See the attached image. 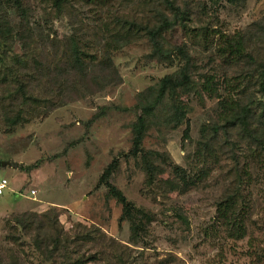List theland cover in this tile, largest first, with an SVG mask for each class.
<instances>
[{
	"label": "rangeland",
	"instance_id": "374dc122",
	"mask_svg": "<svg viewBox=\"0 0 264 264\" xmlns=\"http://www.w3.org/2000/svg\"><path fill=\"white\" fill-rule=\"evenodd\" d=\"M20 1L22 15L9 10L6 1L0 7L2 32L7 31L0 34V160L18 163L17 168L0 166V179L6 178L11 187L0 196V264L17 257L25 264H51L36 256L41 241L36 232L27 233L14 217L52 208L69 240L83 252L104 250L98 253L103 259L99 264H107L110 257L125 264H262L261 158L252 153L243 165L253 174L240 188L254 205L246 219L217 205L235 189L228 174L233 161L216 158L214 163L212 155L207 160L197 153L201 128L217 120L229 84L236 86L231 97L246 91L245 79L235 83L244 76L243 63L221 57L218 39L262 19L264 0H188L195 14L163 36L168 47L188 46L198 68L196 78L212 75L219 97L199 89L185 91L179 98L187 109L185 121L172 126L163 117L150 119L137 158L122 154L132 145L131 125L143 103L140 94L178 70L181 62L176 56L167 61L153 57L147 35L130 32L125 46L113 36H122L116 22L136 17L140 23L153 10V0H62L60 12L54 0ZM71 37L86 54L82 74L56 60ZM15 56H22L23 63H14ZM107 56L115 75L99 63ZM20 83L28 96L36 97V105L21 106L24 99L12 96ZM144 155L154 164L150 177L143 168ZM113 158L119 165L111 183L145 213V228L138 234L129 221L119 220L121 205L98 185ZM175 165L188 177L187 185L173 175L170 167ZM149 178L154 183L149 184ZM32 190L31 196L18 195ZM88 231L103 233L105 240L83 241Z\"/></svg>",
	"mask_w": 264,
	"mask_h": 264
},
{
	"label": "trees",
	"instance_id": "16d2710c",
	"mask_svg": "<svg viewBox=\"0 0 264 264\" xmlns=\"http://www.w3.org/2000/svg\"><path fill=\"white\" fill-rule=\"evenodd\" d=\"M6 1L8 9L16 11L20 15L23 14V6L20 0H0V7ZM230 3H238L243 0H227ZM54 7L57 11L62 10V0H54ZM153 10L142 17L143 20L138 23L136 17L131 20H123L120 24L116 22L122 36H113L115 41L122 42L123 46L128 43L126 38L130 32L147 35L151 44L153 57L160 61H167L174 56L178 57L181 65L178 70L167 74L160 78L154 87H148L141 92L138 104V114L135 121L131 125L132 145L126 154L122 157L137 158L143 149L141 142L148 128L149 120L156 119V116L163 117L165 122H169L172 126H177L185 121L186 106L179 101L180 95L185 91L192 89L206 91L210 96L217 94V85L214 83L212 75L202 73V78H196V64L192 61V56L188 51V46L182 43L178 46H169L163 36V32L173 29L174 27L184 26L194 14L193 8L188 0H153ZM8 12V11H5ZM1 18V17H0ZM5 23V22H4ZM3 23L0 19V34L7 31L3 29ZM116 34V33H115ZM256 38V39H254ZM65 47L62 48L59 58L62 64L77 74L85 72L84 66L87 60L86 55L81 49L78 40L74 37L66 41ZM217 51L221 57L227 62L233 64L243 63L245 68L243 78L237 80V84L241 80H246V91L239 97H231L235 90L234 84H229L226 96H222L219 101V111L217 112V120L211 125L201 128V141H199V151L197 156L205 157L208 160L209 155L218 161L220 158L230 159L234 166L228 169L229 176L233 177L235 189L226 198L217 205L223 207V211L234 213L237 217L249 218L253 214V203L246 199L240 190L241 186L246 185L252 177L249 165L243 169L246 157L252 153H257L264 165V17L253 22L249 27L235 34H221L218 39ZM104 61L99 60L101 66L113 73H117L112 66L109 56L104 57ZM12 61L22 64V56L13 57ZM198 70V68H197ZM28 75V74H27ZM241 76L239 73L234 76L237 79ZM198 79V80H197ZM255 86V91H250ZM12 96L22 97L21 106L35 104L36 97H30L26 94L23 84L17 86V90ZM11 99V97H7ZM184 135H188V123L184 129ZM242 142V144H237ZM242 153V155H241ZM217 158V159H216ZM143 168L146 175L150 177L153 170V161L150 155H144ZM216 161V163L218 162ZM215 163V162H214ZM118 159L113 158L111 162L104 168L98 181V185H103L107 189L108 196L114 198L121 205V215L119 220H126L131 223V230L138 234V230L144 229L145 213L142 209L137 208L129 201L124 194L111 183V176L118 168ZM172 173L179 178L182 185L189 183L188 177L183 175L179 166H171ZM203 169L200 174H206ZM149 184L154 183V179L149 178ZM4 195V194H3ZM2 196V195H1ZM24 197V196H22ZM15 223L21 226L27 233L34 230L41 241L37 242V257H41L42 261L51 264H99L103 259L98 256L96 251L93 255H87L81 250V245L73 243L68 238V234L58 221V215L55 209H50L41 214L25 212L14 217ZM137 229V230H135ZM139 236L135 237V240ZM83 241H103L105 236L99 231H88L83 234ZM111 243V240H108ZM109 248V247H108ZM107 264H125L124 259L115 261L113 258H107ZM264 261L260 263L263 264ZM9 264H25L21 258L10 259Z\"/></svg>",
	"mask_w": 264,
	"mask_h": 264
},
{
	"label": "built area",
	"instance_id": "2783aa9c",
	"mask_svg": "<svg viewBox=\"0 0 264 264\" xmlns=\"http://www.w3.org/2000/svg\"><path fill=\"white\" fill-rule=\"evenodd\" d=\"M9 190H11V187L9 185V181L6 178H1L0 179V196L5 194ZM34 193H35V191L32 190V191H30L29 195H25L22 192H19L18 195L27 197V196H31V194H34Z\"/></svg>",
	"mask_w": 264,
	"mask_h": 264
},
{
	"label": "water",
	"instance_id": "95a60500",
	"mask_svg": "<svg viewBox=\"0 0 264 264\" xmlns=\"http://www.w3.org/2000/svg\"><path fill=\"white\" fill-rule=\"evenodd\" d=\"M0 166L5 167V166H10L13 168L18 167V163L14 161H6V160H0Z\"/></svg>",
	"mask_w": 264,
	"mask_h": 264
}]
</instances>
